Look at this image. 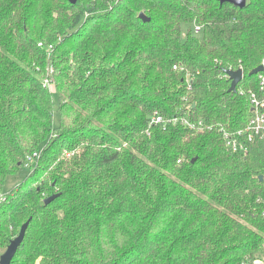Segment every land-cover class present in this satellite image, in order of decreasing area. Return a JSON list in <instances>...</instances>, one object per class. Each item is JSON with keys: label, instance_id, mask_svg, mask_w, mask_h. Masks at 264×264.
<instances>
[{"label": "trees", "instance_id": "1", "mask_svg": "<svg viewBox=\"0 0 264 264\" xmlns=\"http://www.w3.org/2000/svg\"><path fill=\"white\" fill-rule=\"evenodd\" d=\"M262 61L264 0H0V255L30 218L10 264H264V139H222Z\"/></svg>", "mask_w": 264, "mask_h": 264}, {"label": "built area", "instance_id": "2", "mask_svg": "<svg viewBox=\"0 0 264 264\" xmlns=\"http://www.w3.org/2000/svg\"><path fill=\"white\" fill-rule=\"evenodd\" d=\"M199 32H200V28L196 26L194 29V33L198 34ZM261 65L264 66V61H262ZM173 68L177 69L176 66H174ZM258 76H259L258 80H259L260 90L261 92H263L262 94L264 95V75L259 73ZM249 104L251 107L252 115L247 126L244 129L238 131L236 134L231 132L222 133V139L225 142L227 148L234 153L246 154L248 152L247 143L256 142L264 139V97L261 98L255 93H250ZM176 121H177L176 118L167 121L158 113H155L154 115H152L149 125L164 126L166 123L176 122ZM180 122L185 127H189V128L196 127L186 119H180ZM197 126L200 127L201 123H198ZM2 198L3 196L0 195V200ZM255 264H260V263H255Z\"/></svg>", "mask_w": 264, "mask_h": 264}, {"label": "water", "instance_id": "3", "mask_svg": "<svg viewBox=\"0 0 264 264\" xmlns=\"http://www.w3.org/2000/svg\"><path fill=\"white\" fill-rule=\"evenodd\" d=\"M67 1L70 2L71 4L76 3V0H67ZM216 1H218L220 4H224V3L231 4L237 8H243L246 4V0H216ZM139 17L143 21H148V19L143 14H140ZM263 71H264V67L260 65L257 68L253 69L249 73V75L254 76L259 73H262ZM225 74L230 79V86H229L228 92H235L236 86L239 84V82L243 78V72L241 70H236V71L226 70ZM193 108H194V104L190 107V110ZM56 197H57V194L51 195L50 197L44 200V204L47 205L51 203ZM29 221H30V218L27 222H25L21 226L18 235L13 240L10 241L5 251L0 255V264H10V262L13 260L18 247L21 245L24 239L27 227L29 225Z\"/></svg>", "mask_w": 264, "mask_h": 264}, {"label": "rangeland", "instance_id": "4", "mask_svg": "<svg viewBox=\"0 0 264 264\" xmlns=\"http://www.w3.org/2000/svg\"><path fill=\"white\" fill-rule=\"evenodd\" d=\"M50 92H52L54 110L56 111L58 102H57V96L54 93V89L52 88V86H50ZM57 124H58V115H57V113H54L53 114V126L55 127ZM29 164L30 163H26L27 166L21 167L19 171H17L16 173L10 175L7 178V180L4 183L3 188H2V192H1L2 196H6L15 186H17L19 183H21V181H23L24 177L29 172V169H30L29 168L30 167Z\"/></svg>", "mask_w": 264, "mask_h": 264}]
</instances>
